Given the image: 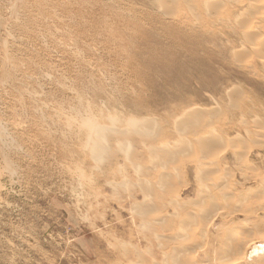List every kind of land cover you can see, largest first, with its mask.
<instances>
[{
    "label": "rangeland",
    "instance_id": "obj_1",
    "mask_svg": "<svg viewBox=\"0 0 264 264\" xmlns=\"http://www.w3.org/2000/svg\"><path fill=\"white\" fill-rule=\"evenodd\" d=\"M181 103L221 141L166 160L152 151L164 137L199 146L169 122ZM80 110L159 137L115 138L96 158ZM253 242L264 0H0V264H264Z\"/></svg>",
    "mask_w": 264,
    "mask_h": 264
},
{
    "label": "bare ground",
    "instance_id": "obj_2",
    "mask_svg": "<svg viewBox=\"0 0 264 264\" xmlns=\"http://www.w3.org/2000/svg\"><path fill=\"white\" fill-rule=\"evenodd\" d=\"M177 106H178V110H179V113L177 114L178 117L177 118H173V119H169V122L174 124L175 127L177 129H179V131H185V130L186 131H190V128H191V132L193 131L194 134L198 135V137H197L198 143L197 144H199V146H193V145H195V143H191V144L186 143L187 146L185 148H183V149H180L178 151L177 150H174V151L173 150H169L170 148L168 146L171 145L170 144V139L164 137L165 139L160 141L159 145L154 147L152 149V151L155 152V153L159 152V154L158 153L157 154L160 157H161V154H162V156H164V158L166 160L172 159L177 152H185L187 150L191 151V150H195V148L198 149L197 151H200L203 154L208 153L209 147H210V146H208V144H216V143H218L219 141H221V137L220 136H215V134H212L211 131L209 132L211 134L209 136H207L206 134L203 135L202 133H200V128H202V127L200 125L198 126V125H195V123H193V121H195V119H196V113H195L196 111L194 112L193 109L189 108L190 106L188 107V105H186L185 103L178 104ZM173 107H175V106H173ZM88 116L95 117L96 120L98 119L96 116H93L88 111L82 112L80 110V111H78L76 117H73V122L78 123V125H79V122L83 121ZM109 116L118 117L119 118L118 122L113 125L110 122H108V123H103V122L100 123L98 121V123L102 126L103 134L106 136V142H108L109 144H111L110 141H113V140L115 141V138L117 140V143H120L119 139H121V138L125 139L126 138V139L130 140L134 135H136L139 138H141V137L146 138V137L150 136L149 137V141L143 140L141 142H143V143L144 142H149V144L152 145L156 141L157 137H159L158 134H157L158 136L156 135V136L152 137L153 135H151L149 133L151 131H148L144 127L138 126V124H139L138 121L139 120L134 118L133 115H129V116L121 118L116 113H113V114L110 113ZM71 125H72V123L69 124V126H71ZM79 128H80V126H79ZM80 130L84 131V133H85L84 147H86V148H84V150H87V146L86 145L88 144V133H87L86 130H82L81 128H80ZM113 135H116V136H113ZM103 145L100 147L99 150L94 151V150L91 149L93 151V153L97 154V155H95L96 158H102L103 157V153L106 152L107 150L109 151V147L107 149ZM131 145L132 144L130 143V141H128L126 143V145H125V149L131 148ZM88 154L89 153L87 152V155ZM205 163H206L205 160L204 161L201 160L200 165L197 168V171L200 174L199 177H198L200 180H207V177H208L207 176L208 175V171H207V167H205ZM135 167L137 168L136 171L138 170V172H139V169H138L139 166L136 165ZM164 177H166V175H164V174L162 176H160L161 179L164 178ZM179 180H181L180 177H179ZM178 183H179V181H178ZM147 198L148 197L145 195L143 197L142 201H145ZM210 206L212 207V205H210ZM205 213H206V211H205ZM263 248H264V246H262V245L258 246L257 243L253 242V243H251L249 245L248 249L246 250V254H250V256H251V254H254V253L257 254L259 252H263L264 251Z\"/></svg>",
    "mask_w": 264,
    "mask_h": 264
},
{
    "label": "clouds",
    "instance_id": "obj_3",
    "mask_svg": "<svg viewBox=\"0 0 264 264\" xmlns=\"http://www.w3.org/2000/svg\"><path fill=\"white\" fill-rule=\"evenodd\" d=\"M108 120L111 124H116L119 120L118 117L109 116ZM79 126L82 130H86L88 133V144L86 145L90 149L96 151L106 143V136L102 132V126L98 123L95 117L88 116L83 121L79 122Z\"/></svg>",
    "mask_w": 264,
    "mask_h": 264
}]
</instances>
